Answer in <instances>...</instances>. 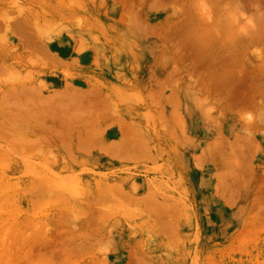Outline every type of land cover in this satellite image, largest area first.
I'll return each instance as SVG.
<instances>
[{"label": "rangeland", "instance_id": "rangeland-1", "mask_svg": "<svg viewBox=\"0 0 264 264\" xmlns=\"http://www.w3.org/2000/svg\"><path fill=\"white\" fill-rule=\"evenodd\" d=\"M195 1L0 0V173L26 190L23 218L39 182L54 196L39 228L4 226L17 261L264 264V0H203L208 19ZM117 142L137 156L106 152Z\"/></svg>", "mask_w": 264, "mask_h": 264}, {"label": "bare ground", "instance_id": "bare-ground-1", "mask_svg": "<svg viewBox=\"0 0 264 264\" xmlns=\"http://www.w3.org/2000/svg\"><path fill=\"white\" fill-rule=\"evenodd\" d=\"M30 1H32V0H30ZM33 1H34V0H33ZM207 1H209V0H207ZM254 1H255V0H254ZM260 1H261V0H257V1H256L257 4H256L255 8L253 7V4H254V3L252 4V7H250V6H249V7L252 8V10L256 9L255 11L257 12L258 9H260V8H259V3H260ZM190 2L192 3V1H189V3H190ZM195 2H196V1H195ZM197 2H198V0H197ZM197 2H196V4L193 3V4H191V5L193 6V5L195 4V7H196V6H198ZM202 2H203V0H202V1H199V4H200V3L202 4ZM210 2H215L213 5L216 4V0H215V1L211 0V1H209V3H210ZM261 2H262V1H261ZM203 3H204V5H206L205 2H203ZM181 4H182V3H181ZM237 4H238V3H237ZM249 4H250V3H249ZM182 5H183V4H182ZM204 5L202 4L204 11H203V9L201 8V7H202L201 5H199V6L197 7V8H199L198 11H203L202 14L205 13V15H206V14H210L209 12H213V11H211L209 8H213L214 6L208 7V4H207V5H206L207 9L205 10V8H204L205 6H204ZM238 5H239V4H238ZM184 6H185V5H184ZM184 6H183V7H184ZM188 6H190V5H188ZM188 6H187V7H188ZM192 6H191V7H192ZM216 7H217V6L214 7V8H215V11H214L215 14H216L217 11H218V10L216 9ZM229 7H230V6H229ZM239 7H241V5H240ZM192 8H193V7H192ZM197 8H196V9H197ZM200 8H201L202 10H200ZM214 8H213V9H214ZM241 8H242V7H241ZM250 8H249V9H250ZM194 9H195V8H193L194 14H196V12H195L196 9H195V10H194ZM208 9H209V11H208ZM218 9L220 10L221 8H218ZM228 9H229V8H228ZM234 9H236V8H234ZM247 9H248V8H247ZM261 9H262V8H261ZM186 10H187V9H186ZM216 10H217V11H216ZM237 10H238V9H236V11H234V14H233V12H232V14H233V15H236L235 12H237ZM188 11H189V8H188ZM190 11H192V10L190 9ZM205 11H207V13H206ZM225 11H227L226 13H228V10H227V9H226ZM229 11H230V10H229ZM259 11H260V10H259ZM259 11L257 12V14L259 15V19L257 20V21H258V24H259V26L257 25V26H258V29H257L256 26H255L256 24H254V23H256V22H254L252 25L250 24V21H252V20L255 19L254 16H251V15H253V14L255 13L254 15L257 16L256 12L253 11V14H251V15L249 16V18H250V17H251V18L253 17V18H252V19H251V18H250V19H249V18L247 19L248 24H249L248 27H247V25L245 26V27H247V28L242 27L243 30L245 29V31L247 30V32L242 31V30L240 29V26H241V25H239V23H236V22H239V21H237V20H240V18L236 17L237 15L235 16V18H234V16H233L234 19H233V21H231V25L233 24V27H234V28H233L232 26H231V27L233 28V31H234L235 33H234L233 36H232L233 40L230 38V39H231V40H230V43H231V41H233V43H234V40L237 39L238 34H240V32L242 31V32H241V33H242V36L245 37V34L247 33V34H246V35H248L247 38H249L248 40H246V39H247L246 37H245L246 39L241 37L242 40H243V41L245 40V41L247 42L248 45L250 44V45L252 46L251 43L253 42V37H251L252 35H251V36L249 35V34H251V33H250L251 30H248L250 26H251L250 28H252L253 26H255V27H253V28H254V31L252 30V32H253V36L255 35V36H254V37H255L254 39H257V40H254V41L256 42L254 45L256 46V44L258 43L257 41H261V36H262L261 33L264 31V12L261 13V11H260V12H259ZM186 12H187V11H186ZM214 12H213V14H214ZM238 12H240V11L238 10ZM31 13H33V12H31ZM188 13H189V12H188ZM191 13H192V12H191ZM200 13H201V12H200ZM222 13H224V12H222ZM222 13H221V14H222ZM185 14H186V13H185ZM224 14H225V13H224ZM224 14H222V15H224ZM232 14H230V12H229L230 20L232 19V16H231ZM240 14H241V13H240ZM205 15H203V17H204ZM211 15H212V14H210V16L207 15L206 18L208 19V17H211ZM241 15H242V14H241ZM30 16H32V15H30ZM36 16H37V15H36ZM195 16H196V15H195ZM225 16H226V14H225ZM225 16H224V17H225ZM37 17H39V16H37ZM224 17H223V18H224ZM226 17H228V16H226ZM34 18H35V17H34ZM44 18L46 19V21L48 20L46 17H42V19H43V20H42V21H43L42 25H43V24H46V23H44V22H45V19H44ZM204 18H205V17H204ZM223 18H222V20H221V19H218V20L221 21V24H219V26H221V27L224 26V25L222 24ZM36 19H37V18H36ZM200 19H201V18H200ZM224 19H225V18H224ZM227 19H228V18H227ZM227 19H226L225 22L229 23V20L227 21ZM235 19H237V20L235 21ZM28 20H29V19H28ZM34 20H35V19H34ZM202 20H203V19H202ZM218 20L216 19V21H218ZM245 20H246V19H245ZM48 21H49V20H48ZM200 21H201V20H200ZM213 21H214V20H213ZM213 21H211V23H215V22H213ZM234 21H235V22H234ZM255 21H256V20H255ZM202 22H203V21H202ZM223 22H224V21H223ZM232 22H233V23H232ZM252 22H253V21H252ZM5 23H6V20H5ZM20 23H22V21L19 22V24H20ZM227 23H226V28H225V29H227V27H228V26H227ZM234 23H236V24H238V25H236V24H234ZM7 24H8V23H7ZM22 24H23V23H22ZM35 24H36V23H35ZM216 24H217V23H216ZM229 24H230V23H229ZM16 25L18 26V24H16ZM24 25H25V24H24ZM27 25H28V24H27ZM38 25H39V24H38ZM197 25H198V24H197ZM222 25H223V26H222ZM260 25H261V26H260ZM17 26H16V27H17ZM19 26H20V25H19ZM22 26H23V25H21L20 27H22ZM25 26H26V25H25ZM207 26H208V25H207ZM213 26H214V25H213ZM236 26L239 28L240 31H238V29L236 30V28H235ZM198 27H199V26H198ZM217 27H218V26H217ZM217 27H216V28H217ZM229 27H230V26H229ZM187 28H188V27H187ZM194 28H196V27H194ZM223 28H224V27H223ZM223 28H222V29H223ZM232 28H231V29H232ZM19 29H20V28H19ZM21 29H23V28H21ZM182 29H183V28H182ZM222 29H221V30H222ZM234 29H235V30H234ZM255 29H256V30H255ZM201 30H202V29H201ZM211 30H213V29L211 28ZM260 30H261V31H260ZM9 31H10V30H9ZM21 31L23 32L24 29L21 30ZM206 31H207V30H206ZM225 31H226V30H225ZM225 31H221V32L223 33V32H225ZM228 31L232 32V30H230L229 28H228ZM228 31H226V32L229 33ZM236 31H237V32H236ZM248 31H249V33H248ZM22 32H21V33H22ZM216 32H217V31H216ZM221 32H219V33H221ZM244 32H245V34H244ZM227 33H226V34H227ZM211 34H212V33H211ZM235 34H236L237 36H235ZM24 35H26V34H24ZM214 35H215V33H214ZM217 35H218V34H217ZM231 35H232V34H231ZM260 35H261V36H260ZM212 36H213V35H212ZM226 36H227V35H226ZM249 36H250V37H249ZM257 36H258V38H256ZM263 36H264V35H263ZM27 37H28V35L26 36V38H27ZM217 37H218V36H217ZM239 37H240V35H239ZM219 38H220V37H219ZM21 39H22V38H21ZM258 39H260V40H258ZM39 40H40V38H39ZM182 40H184V39H182ZM239 40H240V39H239ZM33 41H34V40H33ZM237 41H238V39H237ZM237 41L235 40V42H237ZM262 41H263V40H262ZM30 42H31V41H30ZM186 42H187V41H186ZM214 42H215V41H214ZM238 42H239V41H238ZM241 42H242V41H241ZM246 42H245V43H246ZM34 43H35V42H34ZM233 43H232V44H233ZM262 43H264V41H263ZM25 44H26V43H25ZM236 44H237V43H235V45H236ZM238 44H239V45H242L243 43H241V44L238 43ZM78 45H79V44H78ZM230 45H231V44H230ZM239 45H238V46H239ZM250 45H249V46H250ZM232 46H233V45H232ZM1 47H2V46H1ZM28 47H30V46H28ZM236 47H237V46H236ZM245 47H248V46H245ZM77 48H79V47H77ZM234 48H235V47H234ZM240 48H241V47H240ZM242 48H244V47H242ZM31 49H32V48H31ZM26 50H27V49H26ZM76 50H78V49H76ZM262 51H263V50H262ZM260 52H261V51H260ZM34 53H35V52H34ZM47 54H48V53H47ZM47 54H46V55H47ZM17 56H18V55H17ZM18 57H19V56H18ZM40 57H41V56H40ZM47 57H48V56H47ZM49 57H50V55H49ZM31 58H32V57H31ZM42 60H44V59L42 58ZM27 61H29V59H28ZM46 61H47V60H46ZM56 61H57V59H56ZM262 61H263V59H262ZM14 62H15V61H14ZM17 63H18V62H17ZM21 63H22V62H21ZM28 63H29V62H28ZM32 63H33V62H32ZM37 63L39 64V62H37ZM37 63H36V64H37ZM50 63H52V62H50ZM59 64H60V63H59ZM263 64H264V61H263ZM263 64H262V66H264ZM42 65H43V64H42ZM54 65H55V63H54ZM54 65H53V66H54ZM64 65H65V64H64ZM43 66H44V65H43ZM22 69H23V68H22ZM256 69L258 70L259 68H256ZM260 69H262V68H260ZM0 70H1V68H0ZM7 70H8V69H7ZM258 72L260 73V71H258ZM261 72H262V71H261ZM62 73H63V72H62ZM1 74H2V73H1ZM10 75H11V74H10ZM260 75H262V74H260ZM6 77H8V76H6ZM17 77H18V76H17ZM21 78H22V77H21ZM21 78H20V79H21ZM22 79H23V78H22ZM17 80H18V79H17ZM26 81H27V80H26ZM19 90H20V89H19ZM25 90H26V89H25ZM20 91H21V90H20ZM35 91H36V90H35ZM32 93H33V92H32ZM36 93H37V92H36ZM38 93H39V92H38ZM27 96H28V95H27ZM38 96H39V95H38ZM57 97H58V96H57ZM73 97H74V96H73ZM19 98H20V97H19ZM22 98H23V97H22ZM67 98H68V97H67ZM13 100H14V99H13ZM41 101H42V100H41ZM5 104H6V103H5ZM12 104H13V103H12ZM7 106H8V105H7ZM14 106H15V105H14ZM17 108H18V107H17ZM43 109H44V108H43ZM50 110H51V109H50ZM15 111H16V110H15ZM20 111H22V110H20ZM0 112H1V111H0ZM47 113H48V112H47ZM27 115H28V114H27ZM55 116H56V115H55ZM92 116H93V115H92ZM26 117H27V116H26ZM30 117H31V116H30ZM87 117H88V116H87ZM13 119H14V118H13ZM27 120H28V119H27ZM34 120H35V119H34ZM14 121H15V120H14ZM25 121H26V120H25ZM42 121H43V120H42ZM26 122H27V121H26ZM26 122H25V123H26ZM87 122H88V121H87ZM0 123H1V122H0ZM2 123H3V122H2ZM19 123H20V122H19ZM28 123H29V122H28ZM72 126H73V125H72ZM75 126H76V125H75ZM2 127H3V125L0 124V128H1V130H2V129L4 130V128H2ZM52 128H53V127H52ZM128 128H129V127H128ZM92 130H93V129H92ZM79 131H80V130H79ZM126 132H127V131H126ZM4 133H5V132H4ZM14 133H15V132H14ZM6 134H7V133H6ZM3 135H4V134H3ZM0 137H1V136H0ZM3 137H4V138H7V137H5V136H3ZM3 137H2V138H3ZM61 138H62V137H61ZM42 139H43V138H42ZM18 140H19V139H18ZM24 140H25V139H24ZM24 140H22V141H24ZM59 140H60V139H59ZM20 141H21V140H20ZM13 142H14V141H13ZM29 142H30V141H29ZM39 142H40V141H39ZM47 142H48V141H47ZM10 143H12V142H10ZM20 143H21V142H20ZM33 143H34V142H33ZM45 143H46V142H45ZM83 143L85 144V142H83ZM21 144H22V143H21ZM31 144H32V143H31ZM34 144H35V143H34ZM36 144H37V143H36ZM114 144H115V145H114ZM114 144H113V145L110 144V146L106 149V152H107L108 149H109V150L112 149L113 153H115V155H116V156H115L116 158H117V157L120 158L121 156L124 157V155H125L126 157H129V156H131L133 153L136 152V150H135V152H134V151H131L130 148H129V149H128V147L126 148V147H125V143H123V142H122V143H121V142H117V143H114ZM126 144H127V143H126ZM24 145L26 146V144H24ZM22 146H23V145H22ZM126 146H127V145H126ZM29 147H30V146H29ZM34 147H35V146H34ZM113 147H114V148H113ZM131 147H132V146H131ZM133 147H134V146H133ZM19 148H20V147H19ZM100 148H101V147H100ZM110 148H111V149H110ZM136 148H138V146L135 147V148H133V149H136ZM20 149H22V148H20ZM26 149H27V148H26ZM30 149H31V148H30ZM32 149H33V147H32ZM77 149H78V148H77ZM133 149H132V150H133ZM138 149H139V148H138ZM138 149H137V150H138ZM24 150H25V148H24ZM28 150H29V149H28ZM34 150H35V149H34ZM79 150L81 151V149H79ZM104 150H105V149H104ZM109 150H108V151H109ZM140 150H141V148H140ZM20 151H21V150H20ZM102 151H103V150H102ZM138 151H139V150H138ZM138 151H137V153H138ZM26 152H27V151H26ZM29 152H30V151H29ZM35 152H36V151H35ZM104 152H105V151H104ZM36 153H37V152H36ZM140 153H141V152H140ZM140 153L138 154V156L140 155ZM111 154H112V152H111ZM111 154H110V155H111ZM49 155H50V154H49ZM128 155H129V156H128ZM203 155H204V154H203ZM203 155H202V156H203ZM134 156H137V155H134V154H133V157H134ZM119 158H118V159H119ZM26 165H27V164H26ZM0 166H1V165H0ZM229 166H230V165H229ZM30 168H31V167H30ZM38 172H39V171H38ZM4 176H5V175H4L3 173H0V184L5 185V187H6V188H4V190H3L2 188L0 189V194H2V195H0V240H1V242H0L1 244H0V245H4L3 242L5 241V239H7L6 242H7V241L9 242L10 238L13 240V237H11L10 234L12 233L11 231H15V230H11V229L15 228V226H19V227H21V223H20V222H21L22 220H24L22 224H27V225H24V226H26V227H27L28 225L32 227V226L35 224L34 227H33V229L37 226V224H40V222L37 221V220H35L34 218L36 217L37 212L39 213V212H41V211L43 210V209H41V207H43V204H45V202H48L49 199H50V196H49L50 194H48L50 190H49L46 194H45V193H42V192H44L43 190H45V188L47 187V186H46V183L49 182V181H51V179H49V181H48V180L45 181L46 183H45V182H43V183H40V182H39V184H42V185L44 184V185L46 186V187H45V186L41 187V188H42V190H41L42 192H41V191H37L38 189L35 191V188H36V187L34 186V190H33V191H32V189H30V190H31L30 192H32L31 195L28 194V195L26 196L27 199H28V198L34 196V194H35V195L38 194V195H36V199H35V200H36V201H35V204L37 205V206H35V208L37 207V209L32 208V209H34L35 211H37V212L35 213V217H34L33 215H31V213H34V212H29V210H31V209H29L28 211L26 210L25 212H28V213H30V214L27 213V215L23 218V217L21 216V212H22L21 210H23V209H22V207H21V208L19 207L20 205H19V206L17 205V203L20 202V201H18V202L16 203V201H15L14 198H18L19 200H21V199H20V198H21V195L23 194V191H26V190H24L23 186H21L20 184H18V185H20L19 187H17V185L15 186V184H14L13 186H7L6 183H5L6 180L4 179ZM26 176H27V175H26ZM38 176H39V175H38ZM67 176H68V175H67ZM36 177H37V176H36ZM41 177H42V176H41ZM37 178H39V177H37ZM43 178H44V177H43ZM46 178H47V177H46ZM66 178H67V177H66ZM40 179H41V181H42V178H40ZM47 179H48V178H47ZM74 181H75V180H74ZM74 181H73V182H74ZM75 182H76V181H75ZM32 184H33V183H32ZM37 184H38V182H37ZM47 185H48V184H47ZM50 185H51V183H50ZM73 185H74V184H73ZM75 185H76V184H75ZM1 186H2V185H0V187H1ZM30 186H31V185H30ZM39 186H40V185H39ZM59 186H60V185H59ZM49 187H50V186H49ZM60 187H61V186H60ZM104 187H105V186H104ZM19 188H20V189H19ZM31 188H33V187L31 186ZM37 188H39V187H37ZM41 188H40V189H41ZM43 188H44V189H43ZM61 188H62V187H61ZM77 188H78V187H77ZM114 188H115V187H114ZM117 188H119V187H117ZM117 188H116V189H117ZM73 189H74V188H73ZM111 189H112V188H111ZM47 190H48V188H47ZM100 190H101V189H100ZM100 190H99V191H100ZM104 190H105V189H104ZM113 190H114V189H113ZM28 191H29V190H28ZM35 192H37V193H35ZM45 192H46V190H45ZM75 192H76V191H75ZM33 193H34V194H33ZM76 193H77V192H76ZM120 193H122V192H120ZM59 194H61V191H60ZM59 194H54V195L57 196V195H59ZM65 194H68V193H65ZM101 194H103V200H101V197H102V196H101L100 193H99L98 195L100 196V200H99V196H98V197H97V198H98V199H97V203H98L99 201H100V202L105 201L106 198L108 197V196H107V197L105 198L104 195L106 196V194H104L103 192H101ZM114 194H115V193H114ZM116 194H117V193H116ZM23 195H24V197H25L26 194H23ZM23 195H22V197H23ZM61 195H63V194H61ZM68 195H69V194H68ZM71 195H72V194H71ZM74 195H75V194H74ZM120 195H121V194H120ZM1 196H6V197H7V198L5 197V199H4L5 201H3V199L1 198ZM37 196H38L39 199H40V200L38 199L39 201H37V198H38ZM51 196H52V194H51ZM63 196H64V195H63ZM63 196H62V197H63ZM69 196H70V195H69ZM118 196H119V195H118ZM24 197H23V198H24ZM34 197H35V196H34ZM52 197H54V196H52ZM52 197H51L50 201H51L52 199H54V198H52ZM62 197L60 196V198H62ZM75 197H76V195H75ZM55 198H56V197H55ZM57 198H58V196H57ZM60 198H58V199H60ZM64 198H65V197H64ZM64 198H63V199H64ZM128 198H129V197H128ZM70 199H71V197H70ZM107 199H109V198H107ZM130 199H131V198H130ZM135 199H136V198H135ZM139 199H141V198H138L137 203H138ZM6 200H7L8 204H7ZM13 200H14V202H13ZM56 200H57V199H56ZM109 200H110V199H109ZM128 200H129V199H128ZM133 200H134V197H133ZM141 200H142V199H141ZM43 201H44V202H43ZM50 201H49V202H50ZM9 202H10V203H9ZM100 202H99V204H100ZM131 202H132V201H131ZM134 202H135V201H134ZM139 202H140V201H139ZM150 202H151V201H149V203H150ZM106 203H108V202H106ZM142 203H143V202H142ZM149 203H148V204H149ZM26 204H27V203H26ZM35 204L32 203L33 206H34ZM138 204H139V203H138ZM148 204H147V205H148ZM152 205H153V204H152ZM30 207H31V205H30ZM144 207H146V205H145ZM157 207H158V206H157ZM28 208H29V206H28ZM70 208H71V207H70ZM146 208H147V207H146ZM39 209H40V210H39ZM71 209H72V208H71ZM102 209H105V208H102ZM108 209H109V208H108ZM147 210H148V209H147ZM150 210H151V209H150ZM112 211H113V210H112ZM148 211H149V210H148ZM109 212H110V211H109ZM159 212H161V211H159ZM60 214H61V212H60ZM160 214H161V213H160ZM101 216H102V215H101ZM162 216H163V215H162ZM33 217H34V218H33ZM102 218H104V217H102ZM19 224H20V225H19ZM44 225H45V224H44ZM44 225H43V226H44ZM4 226L8 227V229L11 228V229L8 230L9 232H11V233L9 234L10 236L8 235V232H7V236H5V235H6V234H5L6 232H4V230H5ZM24 226H23V227H24ZM41 226H42V225H41ZM37 227L39 228V225H38ZM37 227H36V228H37ZM28 228H29V227H28ZM46 228H47V227H46ZM6 229H7V228H6ZM29 229H32V228H29ZM10 230H11V231H10ZM16 230H18V229H16ZM36 230H37V229H36ZM36 230H35V231L33 230V231H34L33 233L36 232L35 234L30 233V234L33 235V237L30 235V239H32V238H33V239H36V238H34V237H38V238L41 237V236H39L40 233H39V232L37 233ZM45 230H46V229H45ZM5 231H7V230H5ZM23 232H25V230H24ZM14 233H15V232H14ZM14 233H12V234H14ZM18 233H19V231H18ZM18 233H15V234L17 235ZM15 234H14V235H15ZM22 234H23V233H22ZM36 234H38V235L36 236ZM14 235H13V236H14ZM26 235H27V234H26ZM41 235H42V234H41ZM8 236H9V237H8ZM27 236H28V235H27ZM42 236H43V235H42ZM77 236H78V234H77ZM79 236H80V235H79ZM24 237H26V236H24ZM24 237H23V240H22V239H21V240L24 242V244H26V241H29V240H28L29 236L26 237L27 239L24 238ZM31 237H32V238H31ZM88 237H89V236H88ZM20 238H22V237H20ZM84 238H85V237H84ZM90 238H91V236H90ZM93 238H94V237H93ZM3 239H4V241H2ZM16 239H17V238H16ZM25 239H26V240H25ZM33 239H32V242H30L31 240H30L29 242H30L32 245H35V242H36L37 240L34 241ZM44 239H45V237H44ZM14 240H15V238H14ZM18 240H19V239H18ZM18 240H17V243L14 242V241H12V242L14 243V245H13V243L11 242V240H10L9 243H6V242H5V243L8 244L7 246H10V245H11L10 247H12V246L15 247V250H16V248L19 247V245H18V242H19V241H18ZM40 240H41V238H40ZM40 240L38 239V242H39V243H41ZM42 240H43V239H42ZM54 240H56V239H54ZM93 240H94V239H93ZM15 241H16V240H15ZM43 241H44V240H43ZM61 241H62V240H61ZM29 242H27V243L30 244ZM11 243H12V244H11ZM33 243H34V244H33ZM39 243H36V246H37V245L39 246ZM59 243H60V241H59ZM80 243H81V241H80ZM31 244H30V245H31ZM83 244H84V243H83ZM16 245H17L18 247H16ZM26 245H27V244H26ZM26 245H25V246H26ZM30 245H29L28 248H31V251H32V247H31ZM25 246H23V248H25ZM27 246H28V245H27ZM55 246H56V245H55ZM3 247H5V246H3ZM47 247H48V246H47ZM80 247H83V246H82V243H81V246H79V248H80ZM86 247H87V246H86ZM0 248H1V247H0ZM6 248H7V247H6ZM6 248H4L3 251L6 250V252H8V253L5 254V251H4V257H3V255H2L3 253L0 254V264H19L18 261L22 262L21 260H24V259H25V260H24L23 262H25V264H26L27 262H28V263L31 262L32 264H34V263L32 262L33 260L31 261V259L33 258V257H31V255H32L31 253H29V255L31 254L30 257H29V256H27L26 258L24 257L25 253L28 254V251H27L28 249H27L26 251L22 250V251H24V253H23V254H24V255H23L24 259L21 257L22 259L20 258L21 260L18 259V261H17L16 258L18 257L17 255H19V254H18V253H19V250L21 251L20 247H19V250H16V253H15L16 255H14V253H13V256H10V254H9L10 250L7 251ZM36 248H37V247H36ZM79 248H78L79 251H81V249H83V248H81V249H79ZM10 249H11V248H10ZM11 250H12V249H11ZM3 251H2V252H3ZM17 251H18V252H17ZM22 251H21V252H22ZM29 251H30V250H29ZM76 251H77V250H76ZM12 252H13V251H12ZM21 252H20V254H21ZM63 253L65 254V252H63ZM73 253H75V252H73ZM73 253H72V254H73ZM78 253H79V252H78ZM80 253H81V252H80ZM11 254H12V253H11ZM33 254H34V252H33ZM64 254H63V255H64ZM5 255H7V256H5ZM8 255H9L10 257H9ZM43 255H44V254H43ZM63 255H62V256H63ZM73 255H77V253H75V254H73ZM16 256H17V257H16ZM21 256H22V254H21ZM25 256H26V255H25ZM44 256H45V255H44ZM65 256H66V255H65ZM65 256H64V257H65ZM79 256H80V255H79ZM6 257H8V258H6ZM41 257H42V256L40 255V258H41ZM67 257H68V256H67ZM4 258H6V259H4ZM28 258L30 259V261H27V262H26V259H28ZM29 259H28V260H29ZM33 259H34V258H33ZM35 259L37 260V258H35ZM43 259H44V258L38 259V261H39V260H43ZM46 259H47V258H46ZM65 259H66V258H65ZM77 260H78V259H77ZM38 261H37V262H38ZM62 261H63V260H62ZM44 262H45V261H44ZM51 262H52V261H51ZM68 262H69V261H68ZM35 263H36V262H35ZM46 263H47V262H45V264H46ZM63 263H64V261H63ZM70 263H71V262H70ZM21 264H22V263H21ZM29 264H30V263H29ZM36 264H37V263H36ZM38 264H43V262L41 261V263H38ZM49 264H50V263H49ZM53 264H54V263H53Z\"/></svg>", "mask_w": 264, "mask_h": 264}]
</instances>
